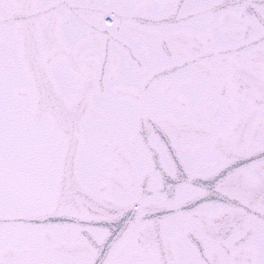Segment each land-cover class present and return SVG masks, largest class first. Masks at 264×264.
<instances>
[{"label":"snow or ice","instance_id":"1","mask_svg":"<svg viewBox=\"0 0 264 264\" xmlns=\"http://www.w3.org/2000/svg\"><path fill=\"white\" fill-rule=\"evenodd\" d=\"M0 264H264V0H0Z\"/></svg>","mask_w":264,"mask_h":264}]
</instances>
